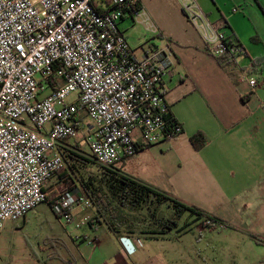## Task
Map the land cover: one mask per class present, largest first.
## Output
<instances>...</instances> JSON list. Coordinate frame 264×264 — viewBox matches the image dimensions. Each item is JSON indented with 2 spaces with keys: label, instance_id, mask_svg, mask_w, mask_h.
Here are the masks:
<instances>
[{
  "label": "built area",
  "instance_id": "obj_1",
  "mask_svg": "<svg viewBox=\"0 0 264 264\" xmlns=\"http://www.w3.org/2000/svg\"><path fill=\"white\" fill-rule=\"evenodd\" d=\"M104 1L105 8L94 0H0V233L48 201V183L63 167L56 152L63 141L78 140L79 150L112 168L143 145L182 133L170 122L163 88L173 64L170 44L138 55L119 27L136 0ZM177 1L206 52L237 65L246 51L224 23L211 20L201 0ZM145 15L132 12L133 21ZM141 24L158 34L146 16ZM247 82L252 90L264 86ZM71 94L76 99L68 102ZM51 203L66 224H89L73 215L90 209L81 191H65Z\"/></svg>",
  "mask_w": 264,
  "mask_h": 264
},
{
  "label": "crops",
  "instance_id": "obj_2",
  "mask_svg": "<svg viewBox=\"0 0 264 264\" xmlns=\"http://www.w3.org/2000/svg\"><path fill=\"white\" fill-rule=\"evenodd\" d=\"M140 4L150 21L157 15L153 8L181 12V29H158L156 36L150 33L157 42L133 50L140 55L143 48L170 44L173 64L163 88L182 133L143 145L115 168L212 215L221 230L233 227L248 236H264V112L260 108L264 86L252 90L247 82L264 80V0H201L209 18L224 23L226 34L246 51L230 71L205 51L177 0H140ZM256 60L261 64L253 67ZM197 135L206 139L199 149L191 141ZM73 215L82 221L91 219L92 211L78 208ZM79 230L73 244L82 264H164L186 253L185 259L191 256L187 249L179 255L175 241L179 245L184 237L172 239V232L158 239L123 237L138 238L143 244L138 252L128 254L119 247L120 238L104 225L87 224Z\"/></svg>",
  "mask_w": 264,
  "mask_h": 264
},
{
  "label": "rangeland",
  "instance_id": "obj_3",
  "mask_svg": "<svg viewBox=\"0 0 264 264\" xmlns=\"http://www.w3.org/2000/svg\"><path fill=\"white\" fill-rule=\"evenodd\" d=\"M94 3L99 8L106 6L104 0H94ZM160 8H153V12L157 15L151 17V22L157 27V30L181 29V21L178 18V15L182 17L180 10L177 12L176 9L167 11L163 7ZM119 27L127 37L132 49H137L142 43L157 42L153 41L152 35L146 32L143 25L128 17L119 22ZM76 96V94H71L67 101L73 102ZM82 116L84 122L88 123L89 119L85 113L82 112ZM68 143L77 146L78 140H69ZM77 150L79 154L92 160L85 149ZM61 151H63L62 145H59L56 152L62 155ZM64 153L66 155V152ZM76 163L77 176H74L75 180H78V177L87 179L90 175L97 176L101 172L96 161L79 160ZM58 175L48 183V201L37 205L23 219L6 222L0 233V264H82L80 254L73 244V241H77L73 239L80 235L81 230L66 224L64 218H59L49 205V202L57 201L63 192L75 189L67 177L60 179ZM157 216L171 220L175 219V212L172 207L164 204L159 208ZM143 217L139 214L137 220L139 225L143 223L141 229L147 226H144L147 219L144 221ZM196 222L189 215H184L178 220V229L182 226L195 229L191 233L183 235V242L179 245L175 241L179 255L181 256L182 252H186L187 249L191 252L190 258H184L186 253L183 254V258L179 257L180 260L177 258V260L173 259L164 264H258L264 259V246L257 245L250 237V235L256 234L248 236L233 227L221 230L218 223L209 222L210 226L204 227L201 222ZM198 227L201 229L200 231L196 230ZM175 232L176 230L172 232V239L176 237ZM258 234L256 236L263 240L264 236ZM119 242V247L128 254L138 252L143 248V244L138 238L128 240V238L121 237Z\"/></svg>",
  "mask_w": 264,
  "mask_h": 264
},
{
  "label": "trees",
  "instance_id": "obj_4",
  "mask_svg": "<svg viewBox=\"0 0 264 264\" xmlns=\"http://www.w3.org/2000/svg\"><path fill=\"white\" fill-rule=\"evenodd\" d=\"M141 9L140 0H136L133 7L127 10L126 17L133 20L132 12L140 11ZM217 60L225 70H234V64L227 62L223 58H218ZM259 64H261V61L256 60L253 62V67ZM168 117L171 123H176L171 112ZM191 141L196 149L201 148L206 143V139L201 135H197ZM61 145L63 151H61L62 155L59 154L63 156L64 152H66V155L62 157L63 167L58 176L60 179L67 177L73 183L74 188L81 191L89 201L92 211L90 226L104 225L116 238L141 236L158 239L167 236L174 230H176L175 238L191 233L193 230L190 227L182 226L178 229V220L184 215H189L191 219L197 221L196 223L201 222L204 227H208L205 225L207 221L216 224L220 223L218 219L211 217L201 209L187 205L175 197L125 174L121 169L108 168L98 162L96 163L99 164L98 167L101 172L97 176L90 175L87 179L78 177L76 181L74 179V176H77L76 162L79 160L95 162V159L91 156L92 160L82 156L77 150L78 147L69 144L67 141H63ZM51 204L49 202L50 206ZM164 204L173 208L175 219L170 220L157 216L159 208ZM139 214L144 216V221L147 219L144 224V226H147L144 229H141L143 223L139 225L137 222ZM151 226L154 228H149ZM250 237L257 245L264 246V240H261L258 236L250 235ZM258 264H264V259Z\"/></svg>",
  "mask_w": 264,
  "mask_h": 264
}]
</instances>
